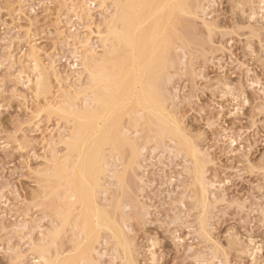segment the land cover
Returning a JSON list of instances; mask_svg holds the SVG:
<instances>
[{
  "label": "rangeland",
  "instance_id": "rangeland-1",
  "mask_svg": "<svg viewBox=\"0 0 264 264\" xmlns=\"http://www.w3.org/2000/svg\"><path fill=\"white\" fill-rule=\"evenodd\" d=\"M118 1L0 0V264H45L51 249L76 239L57 214L64 196L55 168L77 127L72 112L91 99L90 60L114 44L111 27L126 0ZM255 1L192 0L171 30L165 115L188 140L171 123L137 127L125 118L135 153L115 157L107 148L98 198L114 213L127 254L104 232L97 264H264V17L250 19ZM32 51L47 83L39 92Z\"/></svg>",
  "mask_w": 264,
  "mask_h": 264
},
{
  "label": "bare ground",
  "instance_id": "bare-ground-1",
  "mask_svg": "<svg viewBox=\"0 0 264 264\" xmlns=\"http://www.w3.org/2000/svg\"><path fill=\"white\" fill-rule=\"evenodd\" d=\"M191 1L192 0H126L125 3L121 2L122 4H120V6L118 7L119 13H117L118 11L115 13L116 15L117 14L118 15L117 16L114 15L116 19L113 22V27L110 26L112 28L111 34L114 35V40H115L113 41L114 44L108 45V42L105 41L107 42L106 45L111 46L110 48H107L109 50L106 51L104 48V51L102 52H106V53L104 54L100 53V55L102 56L94 58L93 61H91L92 59L90 58L91 59L90 62H93V64H92V68L90 66L89 67L91 68V70L93 69V71H91L90 68L86 67L89 65L88 62L85 63L88 65L86 66L83 65V67L85 66L87 70L89 69L91 71L89 73L88 70V73L90 74L89 80L90 83H92V87L91 88L88 87L92 90L91 91L92 93L89 92L90 89L88 91L89 93H91L90 94L91 99L88 97L90 101L84 100L86 106L83 104L84 106L82 107H86V109L83 108V110H80L78 112H72L71 111L72 107L70 108V110H68L69 108L67 109L69 112L70 111L72 112V117L74 120H76L77 124L76 122L75 124L77 125V127L74 133H72V138L70 140L69 138L71 136L68 138L67 142L65 143L64 142L61 143L62 141L60 142L62 145L63 144L65 145L64 148L67 150V153H65L66 156L64 155L65 156L64 162L60 161L61 165L59 167L56 166L54 163V165L58 167V168L54 167L55 169H57L56 170L57 172L55 174L57 180L55 179L56 180L55 183L57 181L60 182L59 186L63 190L62 191L63 194L61 192L60 194L64 196L62 198V203H61L62 208L60 206L62 210L60 213H57L59 215L58 217L61 218L60 220H62V222L60 223L62 224L63 229L66 227L67 229H69L68 226H72L73 227L72 229L78 230V233H76L77 236L75 240L72 237L74 242L72 243L73 245L70 249L67 248L65 250V248L61 246L63 249L59 248L60 251L56 250L55 254L51 249L52 254L50 256H47L49 259H46V257L43 258L46 255L44 254L43 256L41 254L43 256L42 258L45 259V264H90L92 262L93 253L96 251V245L99 243V240L101 239L102 234L104 232L112 234L113 237H115L118 240L117 242L120 244L122 250L126 251L127 249L126 246L128 247V245L125 246L124 241L126 239L124 241L122 240V237L124 235H122L123 233H121L119 230L120 226H118L117 224L118 222L116 221L117 222L116 223L114 217H112L115 216L114 213L109 212L110 210L106 209L107 206L102 205L98 198V194L103 191L102 187L104 184L102 185V179L105 173L104 167L106 165V158L108 155L106 154V151L107 148L111 149V153H110L111 156L115 155L116 157L118 154L120 155V153H122L121 152L122 150H124L125 152V148L127 149L129 148V150H131L132 154L134 155L135 153L134 149L136 143L132 142L135 139L132 140L131 138L132 141L130 140V137L132 135L129 137L130 135L129 133L131 132L130 130L132 129L130 130L127 129L129 127L125 128L126 124H124V121L126 117H129L130 118L129 122L134 123L135 126L137 127L141 125L142 121L148 123L149 126L151 125L150 128L152 127L157 128V126H159L157 124L161 125V123H167L165 125L171 123L175 126V128L172 126L174 128V129L172 128L173 131L176 130L177 134L180 133L181 135V131H180L181 125L179 126V124L175 121V119L172 118L173 115L172 117L168 115L169 118L171 117L170 119L172 121L174 120L173 122H170L169 118L166 116L168 109L166 110L165 109L166 106L164 107L165 100L163 99L162 76L167 72L165 70L166 68L165 66L168 64L167 61L169 62L172 61V60L170 61L169 59L170 53H172L173 55V50L172 52L170 50L171 42L175 43V41L177 40L175 37H173L175 38V41L174 40H173L174 42L172 41L173 33H171V30H174L176 23L179 24L180 16H182V14L187 15L189 13L190 11L189 9H191L190 8ZM252 1H253L252 3L254 4L255 0ZM255 4H257L256 10L254 8V10L250 11V14H248L250 19L253 20H255L254 18L258 15V11L259 14L260 12L263 13L262 15L264 17V0H257L255 1ZM116 5L115 7L117 8L119 4L117 6ZM253 7L256 6L254 5ZM175 28L178 29V27ZM102 35H106V34L102 33ZM173 35L177 37L176 34ZM112 39L113 38L111 37V40ZM91 50L92 48L90 49V51ZM32 53L34 54V52L32 51L31 54L28 56V59L30 60L29 62L33 64V67L32 66L31 67L35 75L34 76L35 80L33 81L32 85L34 84L36 89L35 91L39 92L43 88H46L47 83L45 82L46 80H44L43 78L44 76L42 73L41 65L34 56L37 53L34 55ZM92 54H94V52H92L91 55ZM172 55H170L171 56L170 58H172ZM170 64L167 65V67L168 66L170 67ZM30 78L29 77L27 78L26 76V80H25L29 84L31 83ZM20 79H22V76ZM21 81L23 82V80ZM82 88L85 89V87L83 86ZM45 90L46 89H44V91ZM70 92L68 91V95H71ZM73 92L75 93V90L72 91V93ZM89 93L87 96H89ZM87 96H85V99L87 98ZM66 100L68 101V99ZM69 100L71 101V99ZM67 101H64V103L65 102L67 103ZM58 103L60 104V102ZM59 104L58 106H60ZM50 106H51L50 109H52V105ZM56 107L57 105L55 106V108ZM79 107L81 106L79 105ZM68 111H65L66 113H64V115H67ZM161 118L164 119V122L161 120ZM127 125H130V123H127ZM163 133L162 136H164ZM181 136L182 138L185 137L183 135ZM175 137L172 138L176 140ZM183 139L188 140L187 138L186 139L183 138ZM136 141L137 140H135L134 142ZM188 144H190L189 141ZM187 149H185V151H187V155L188 153L190 155V151L192 149L191 148L190 149L187 148ZM62 158L60 156V159ZM121 159L123 160V155L121 156ZM51 171L53 170H50V173H52ZM118 177H120V175ZM51 180H54V177L53 179L51 178ZM121 181L118 182L120 183ZM105 186L107 187V185ZM53 187L54 186H52V188ZM50 192H51L50 194H52L53 191ZM60 194H58L57 197H60L59 196ZM55 195H57V193ZM56 211L59 212L60 210L56 209ZM59 227L61 228V226ZM59 232H57V234L54 236L55 238L53 239L51 238V236H47L48 238L52 239L51 241L52 245L56 244V239H58L60 235ZM51 235H53V233H51ZM233 239L235 238L233 237ZM56 245L57 247L59 246L58 244ZM45 248H47V246ZM246 249L243 251H246ZM259 250L258 253H260ZM41 251L43 250L41 249ZM253 252L251 256L256 257L258 254L256 255L255 253L254 255ZM153 253L154 252H152V254ZM48 254L50 253L48 252ZM151 257L153 256L151 255ZM94 258H93V262L96 261ZM40 261L42 262L44 260L41 259ZM95 263L97 264V261Z\"/></svg>",
  "mask_w": 264,
  "mask_h": 264
}]
</instances>
